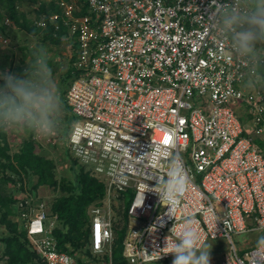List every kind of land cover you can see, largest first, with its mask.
<instances>
[{
    "label": "built area",
    "instance_id": "built-area-1",
    "mask_svg": "<svg viewBox=\"0 0 264 264\" xmlns=\"http://www.w3.org/2000/svg\"><path fill=\"white\" fill-rule=\"evenodd\" d=\"M238 3L88 0L90 14L76 16V6L61 0L79 73L67 94L79 119L69 143L76 158L98 163L91 171L105 182L109 204L88 210L90 247L110 259L79 261L59 251L57 216L38 195H26L18 205L45 264H113L111 199L123 194L128 264L166 262L223 240L229 254L208 264H264V153L255 142L264 139V108L262 92L245 87L264 60L238 55L221 29ZM241 104L253 116V136L244 135ZM244 233L258 241L240 254L233 236ZM185 239L193 243L180 253Z\"/></svg>",
    "mask_w": 264,
    "mask_h": 264
},
{
    "label": "trees",
    "instance_id": "trees-1",
    "mask_svg": "<svg viewBox=\"0 0 264 264\" xmlns=\"http://www.w3.org/2000/svg\"><path fill=\"white\" fill-rule=\"evenodd\" d=\"M59 1L0 0V36L5 35L9 43L6 48L0 41V74L13 73L19 77L21 74L23 77H29L31 74H28L27 70L33 72L34 67L42 72L45 66L54 70L53 63L45 60L46 49L52 51L53 48L66 44L68 49L77 50V41L70 35L69 27L63 22L64 16L56 24L49 22L50 16L54 14L61 16L63 13ZM66 1L70 3L69 0ZM76 8V16L90 14L88 0H77ZM43 21L47 23L46 27L39 25ZM34 44L37 48L34 56L39 59L35 58L31 61L28 69L20 67L19 61L25 62L27 54L25 57L24 54L31 53V46ZM71 57L68 68L60 77L59 83L61 97L58 101L62 110L65 111L60 121L62 123L60 130L65 137L69 133L66 121H72L67 110L73 114L67 102L68 92L65 90L70 88L79 76V73H75L74 67L77 51L71 52ZM257 58L260 60V56ZM258 74L261 83L264 84V63L259 62ZM69 83L70 87L67 86ZM237 113L246 128L244 135L253 136L250 130L253 116L249 114L248 107L241 104L237 107ZM6 142V133L0 128V228H5V232L0 231V262L2 258L7 257L4 264H42L25 228L22 229L25 224L22 215L27 210L20 209L18 205L22 196H26L24 194L36 196L39 187L42 186L52 187L56 191L59 189L58 196L53 199L49 212L51 217L57 216L53 236L58 243L59 251L74 255L79 261L83 258L100 261L98 257L93 256L90 247L91 219L88 210L92 205L102 204L106 192L105 182L94 178L90 171L83 168L77 170L78 159H70L68 171L62 175L57 172V166L53 160L45 158L42 154L36 155L33 141L25 143L13 156L8 153L9 146ZM255 142L264 153V139L256 137ZM65 153L67 154L68 150ZM128 198L127 194H123L113 202L116 212L113 225L114 264H127L123 251L129 224ZM14 215L18 217V221L14 219Z\"/></svg>",
    "mask_w": 264,
    "mask_h": 264
},
{
    "label": "rangeland",
    "instance_id": "rangeland-1",
    "mask_svg": "<svg viewBox=\"0 0 264 264\" xmlns=\"http://www.w3.org/2000/svg\"><path fill=\"white\" fill-rule=\"evenodd\" d=\"M64 1L67 3L66 0H64ZM69 1H70V3H69L70 5H74V7L76 6L77 0H69ZM60 2H61V0L59 1V5H60ZM64 10L65 9L63 8V13L60 16L61 18H63V16H64L63 19H65ZM0 41L3 42V44L6 48L8 47L9 43L6 40L5 35L0 36ZM31 51H32L31 53L26 52L24 54V57L27 54L24 63H22L21 60L19 61L20 67L23 66L24 68H27L30 66L31 61H34L35 58L39 59V57L34 56V54L37 51L35 44H34V46L33 45L31 46ZM18 55L20 56V53H18ZM41 55H40V57H42ZM45 56H46L45 60L51 61L54 65V67H53L54 70L52 69V76H51L52 91H53V94L56 95L58 100H59V97H61L59 94L60 77L65 72V70L68 68V65L70 63V59L72 58L71 57V49L70 48L68 49V45L63 44L60 47L53 48L52 51H49L46 49L45 50ZM259 56H260V59L262 57H264V44H257L255 52L253 54H251V57H253L254 59H256ZM56 64H57V66H56ZM44 68H45L44 72H42V70H40V69H35V67H34L35 71L30 72L27 70V72H28V74L30 73L33 78H36V79L42 78L44 80H48L49 77H48L47 68H49V67L47 66V68L46 67H44ZM3 76H5V75L0 74V77H3ZM259 76L260 75L258 74L256 77L247 78L245 81V87L247 90H251L252 94H254V95L257 93L258 90H260L262 92V95H261V97H259V100H260L261 106H263V108H264V84L261 83ZM20 77H23V75L21 74ZM2 82H3V80L0 79V83H2ZM67 86L70 87V83ZM68 90H69V88L66 89L65 91L68 92ZM67 113L69 114V116H71V120H72L71 122L68 120L66 121V125L69 126V133H68L67 137L63 136V134L61 133V130H60L62 128V123L60 121L63 119L64 114H65V111L62 110V106L60 104V101H58L57 107L53 110V112L50 116V119L52 121V130L50 133L35 135L32 133L31 128H24V127L2 128L3 131L6 133V140H7L6 144H8V146H9L8 153L13 156L20 151L21 147H23L25 145V143H28V141H33L35 143L36 155L42 154L45 156V158H47L49 160H53L57 166V172L59 174L63 175V174L67 173L68 168H69V164H70V159L71 160L72 159H78L79 165L77 166V170H80L83 168L87 171H90L91 175L94 178H98V177L94 176L93 175L94 173H92V171H91V168H93L94 165L98 164V163H95L94 165L89 163V162L86 163V162H84V160L82 161L80 158H76L74 156V152L72 150V147H70L69 137L73 131V126L77 122H79V119L77 117H75V115L72 114L70 110H67ZM66 143H67V145H66ZM67 150H68V153L66 154L65 152ZM58 190L56 191V190H53L52 187L42 186V187H39V189L36 193V195H38L44 201L45 205L47 206L46 209L48 212H50V206H51L53 199H56V197L58 196ZM24 195H27V194H24ZM114 200H116V199H111L110 210L114 211V213H115V218H114V221H115L116 212H115L114 206H113ZM103 201L105 204H109L108 198H105ZM20 209H22V208H20ZM15 216L16 215L13 216L14 219L16 221H18L19 220L18 217L17 216L15 217ZM25 224L22 227L23 230L25 228ZM0 231L5 232V228L4 227L0 228ZM233 241H234L239 253L242 254L243 249L246 247L247 244L251 243L252 245H256L258 239H257V235H255V233H244L241 235L233 236ZM229 250H230L229 242L227 240H223V241H215V242L210 243L209 245H206L200 252H191V253L194 254L195 257H200L202 254H207L208 262H210L211 260L222 261V259L226 255L229 254ZM188 254H184V255H188ZM176 257L177 256H175L172 260H169L166 262L155 263V264H174ZM6 261H7V257L2 258V261L0 262V264H4Z\"/></svg>",
    "mask_w": 264,
    "mask_h": 264
},
{
    "label": "clouds",
    "instance_id": "clouds-1",
    "mask_svg": "<svg viewBox=\"0 0 264 264\" xmlns=\"http://www.w3.org/2000/svg\"><path fill=\"white\" fill-rule=\"evenodd\" d=\"M221 29L238 55L253 54L257 44H264V0H239L237 6L222 17ZM47 72L48 80L19 77L13 73L0 77L3 80L0 84V128H31L35 135L51 132L50 116L58 105V98L52 91V69L47 68ZM192 243L191 239H185L179 252L183 253ZM256 251L261 252L259 247ZM260 259L264 260V255ZM174 264H208V257L207 254L200 257L192 253L178 254Z\"/></svg>",
    "mask_w": 264,
    "mask_h": 264
},
{
    "label": "crops",
    "instance_id": "crops-1",
    "mask_svg": "<svg viewBox=\"0 0 264 264\" xmlns=\"http://www.w3.org/2000/svg\"><path fill=\"white\" fill-rule=\"evenodd\" d=\"M38 255V254H37ZM39 256V255H38ZM123 256H124V251H123ZM39 258L41 259V261H42V264H45V262L43 261V259L39 256ZM124 258L126 259V257L124 256ZM108 259H110V257H108V255H103V257L102 258H100V261H103V260H108ZM127 260V259H126ZM112 263L114 264V262H113V249H112ZM127 264H128V261H127Z\"/></svg>",
    "mask_w": 264,
    "mask_h": 264
}]
</instances>
